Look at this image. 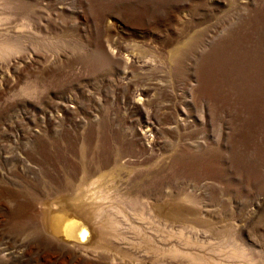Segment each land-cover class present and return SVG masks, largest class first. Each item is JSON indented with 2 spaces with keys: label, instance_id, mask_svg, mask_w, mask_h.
I'll return each instance as SVG.
<instances>
[{
  "label": "rangeland",
  "instance_id": "1",
  "mask_svg": "<svg viewBox=\"0 0 264 264\" xmlns=\"http://www.w3.org/2000/svg\"><path fill=\"white\" fill-rule=\"evenodd\" d=\"M168 263L264 264V0H0V264Z\"/></svg>",
  "mask_w": 264,
  "mask_h": 264
},
{
  "label": "bare ground",
  "instance_id": "2",
  "mask_svg": "<svg viewBox=\"0 0 264 264\" xmlns=\"http://www.w3.org/2000/svg\"><path fill=\"white\" fill-rule=\"evenodd\" d=\"M95 185V184H94ZM96 192V191H95ZM93 193V192H91ZM95 197V196H94ZM55 216H54V212L52 211V209L49 206H46L43 212V224L45 226V228L47 229H52L55 226ZM93 223V222H92ZM105 224V223H104ZM93 227L96 231V235H97V240H105V239H109L111 238L112 234L110 232H107L105 229H102V227H100V225H96L95 223L93 224ZM99 227V228H98ZM75 242V241H74ZM159 243V242H158ZM156 245V244H155ZM85 246V245H84ZM99 247H101L99 245ZM97 248V245L96 247ZM116 249V248H115ZM126 252V251H125ZM129 253V252H128ZM125 254V253H123ZM113 256V255H112ZM122 263V262H121ZM169 264V263H168Z\"/></svg>",
  "mask_w": 264,
  "mask_h": 264
}]
</instances>
